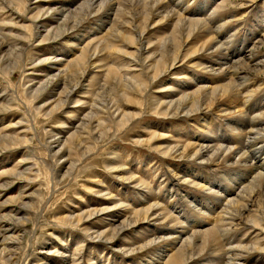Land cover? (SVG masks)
Returning <instances> with one entry per match:
<instances>
[{
    "label": "bare ground",
    "instance_id": "6f19581e",
    "mask_svg": "<svg viewBox=\"0 0 264 264\" xmlns=\"http://www.w3.org/2000/svg\"><path fill=\"white\" fill-rule=\"evenodd\" d=\"M227 1L228 0H210V2L202 1L204 4L201 6L198 5L196 9L193 7L192 11L195 13L188 15L190 12H188V10L191 9L188 4L189 0H179L176 1V4L173 2L177 9L168 6L170 4H168L169 2L167 3L166 0H0V11L4 12L6 16L9 15V20L5 21L3 19L0 23V73H6L9 76L11 71H13L11 66L17 64L21 60L24 52L30 44L32 46L33 43H28L29 38H36L35 41L38 45L46 42L54 43L55 40L61 38L68 41L70 46L75 47L74 49L70 48L71 55L69 58L63 59L64 61L62 63H56L59 61L58 57L55 58L50 56H37L32 60L33 66H39V64L44 63L54 64L56 67L62 66L57 68L54 73H46L44 79L36 80V78L33 77L29 78L27 73L24 74V93H26V98L30 99V101L36 100L37 97L60 87V90L57 93L53 92L55 94H52L53 96L56 95L53 99V103L47 104V102H45L34 109L36 111L35 116L41 115V117L50 118L56 110H59L62 107H67L71 102L74 103L72 107H79L83 104H87L88 107V111L76 125L73 134L68 135L64 140L61 139V132L56 131L54 133L53 130V132H49L50 129L44 130L48 137L45 136L47 137V141L42 143H44L43 146L48 160L42 159L41 161L33 162L36 157L31 153H28L26 159L22 158L18 163V165H22L24 161H30V165L27 166L26 170H18L19 166H16L15 168L7 169L9 170L8 174L1 171V174L4 175L6 179L0 184V187L6 189L13 185L26 186L28 181H35V179L39 177V170L38 168H35L37 167V163L48 166V171H50L48 182L49 184L50 182L52 183V192L55 191L54 186L57 184L55 176L59 172L58 167H60V163H67L60 179L74 180L81 171L88 167L86 159L90 157L93 150L96 149L101 141L103 143L109 141L108 137L110 136V133H113L112 135L116 136L117 132H120V130L126 128L132 123L135 116L125 111V108H123L124 105H127L128 103L130 104V102H141V100H132V93L140 92L141 95H146L149 86L158 81L162 83L166 82L165 88L173 90L170 86L171 84L168 86L167 80L163 82V76L165 74L167 75L168 72H172L178 66L183 65L187 59H191L193 56L197 57L200 52H214L216 53V57L218 55V60L220 59V62L218 60L206 64L198 63L197 61L189 62L194 64L193 66L197 68L200 67L201 70L208 72V75L211 77L199 80L198 84H196L197 87L192 90L189 89V91L186 90V92H184L185 89H188V87H191L192 85H187L184 89L181 87L183 90H179L182 93L177 96L171 97L169 95L170 97L168 96V99L164 100L155 97L153 98V101L150 102V105L155 115L163 117H177L195 114L207 115L204 113L211 109H215L216 113L224 112L228 115L226 120H228V125L230 123V131H232V137H227L229 140L232 138L233 142L231 140L229 145L224 142L218 143L220 139H215L217 138L216 135H208L210 131L208 134L196 135L195 139H191L187 143H184V141H182L183 143H180V140L177 139L179 141L175 140L176 142L173 146H168L170 145L169 143H167V145H162L159 141L164 139L165 136L157 134H151V137L148 140H143L145 143L149 144L148 146L153 151L162 153L163 157L168 156L171 159H185L188 162L195 160L196 166L200 168L199 173L201 177L196 178V170L198 169H196L195 166L187 170V179H184L183 182L180 183L177 177L175 182L180 183V185L183 183H189L196 186L201 185L200 188L205 189L208 193L205 192V196L203 197V201H201L199 208L195 207L196 205L192 204L191 201H188L191 207L194 208L195 212L193 215L191 214L181 217L184 222L188 221V225L182 227L184 225L183 220L178 221V225L181 226L179 230H174L176 235H171L169 237L163 236L162 238L161 236L160 238L156 236L157 238H152L148 241H143L142 243L139 242L136 246L133 244L134 246L128 249L130 252L135 251L136 249L140 250L157 242L159 245L155 248L157 253H155V255L153 254L156 258L154 261L155 264H190L191 260H195V258L202 254L204 255V252L207 250H209L208 252L214 255L211 256L215 257L217 260L215 255H220L218 252L223 249L225 253H223L224 255L222 254L223 256L221 259L219 258L220 261L219 259L218 261H215L213 258L212 261L210 258H207L206 264H245V257L248 255L249 250H245V252L240 251L241 247L235 245V247L232 246V240V245L224 246L225 243L223 244L221 238L223 235H231V233L235 231L236 228H233V224L236 226L240 222H247L253 224L252 226L255 227V249L262 251L264 246L260 243L264 240V206H259L255 212L251 211L250 208L256 201H260V197L264 198V109L255 113H247L245 110V105L247 103L245 104L244 96L246 94L249 96L252 95L254 89L251 86L255 85V83H252L254 80H251L250 78L251 71H264V59H253V53H245L247 50H244L243 47L239 49L240 55L243 54L241 57L235 59H229L228 56L230 55L226 56L220 51L222 41L219 39V34L221 33L219 32V29L221 26L224 27L227 24V19L224 20L226 16L222 17L220 20H215V18L212 19V17L217 13L216 8H220V6L223 7ZM172 6L174 5L172 4ZM207 7H209L210 10L208 9L206 11ZM196 11L200 12H197L198 14H196ZM82 12H87V14L92 15V17L95 18L94 22L96 24L93 22L94 25L99 28H89V30L86 29L81 33L82 36H85L88 32H91L92 34L90 35L100 37L94 44L90 41H86L80 46L77 35L72 34L75 27L81 26L79 25L80 23H78V18L73 17ZM29 13H31V15L27 18L26 15ZM24 18L28 19V26L32 28L31 37L29 35H23L22 33L21 22L24 23ZM153 22L164 23V25H167L169 28H166H168L167 30H169V33L164 34L162 38L156 39L155 41L147 39L146 36L151 31H149V28L151 25L153 27ZM215 23H217L216 26ZM211 24L214 25L211 26ZM5 28H8V32L4 31ZM13 28L16 30H11ZM126 29L128 32H125ZM262 34L263 36H260L259 39L257 38L259 46L264 44V31ZM126 38L130 39L132 42L131 45L129 42L127 43L124 41ZM258 44L253 43L252 46H257ZM119 46H122L124 51ZM114 55L118 58L115 62L119 61V58H121V60L128 59L126 65L129 66L130 63H132L135 68L140 66V74L138 73V76L127 75L128 71H132V66L131 68L124 69L128 70L125 71V73L122 68L120 70V68L117 67L118 64H116V69H112L113 67L110 65L108 66V62L109 60L114 62ZM141 55H144L142 59ZM219 63H221V65L217 66ZM121 65L119 64L120 67ZM126 65H124V67ZM94 68H103V71L106 72L104 80L100 83L101 80L99 81V79H95V82H93V76H91L88 83L90 81L93 83L83 86L82 83L90 69L92 70V73L95 72L93 74H98V69L95 71ZM143 72H146V74ZM54 87L56 88L54 89ZM79 88H83L84 90L82 91L90 95V102H84L83 99L77 98ZM160 88V92L164 91L162 87ZM241 93H243L242 98ZM240 98L243 99L244 102H242L243 100L239 102ZM72 99L73 101H70ZM14 104L15 101L12 96L8 98H6V95L0 97V113L13 108ZM50 104L52 105L48 110H43L44 107ZM67 113L69 114L70 112L68 111ZM232 115L234 116L232 117ZM35 116L32 120H36ZM180 118L181 117L178 119ZM209 119L210 118L206 116L196 119V127H201L202 129L204 127L205 130H210V128H208L211 124ZM31 123L32 121H29V118L23 114L17 121L9 122L6 123L5 126H2L0 128V152L14 147H24L23 144L30 140L27 134L30 127H32ZM22 125H25L26 127L20 132L13 131V133H8L7 131H2L3 129H11L14 128V126ZM200 130L201 129H199V131ZM32 132L34 133V131ZM195 133L196 132H194L193 135H195ZM73 137L75 138V144L70 140ZM213 139L216 140V143ZM171 140L172 139H170V143ZM113 157L114 155L112 158ZM257 158L261 160L258 161L259 159L257 160ZM205 163H231L234 165L230 166L233 171L225 172L223 175L226 177L224 179H226L227 183H230V185H228L230 187L227 188L226 184L221 185L222 182L219 180L221 183H219L218 188L211 189L209 183L211 180L206 176H203L204 174L201 170V167H203ZM226 174H228V176L234 174L238 175L234 178H227ZM120 177L125 179V176L123 175ZM126 179H130V177H126ZM195 179L198 180L194 181ZM205 185L207 187H205ZM37 192L38 191H35V194L26 196L30 200H34L33 204H36L38 207L36 212L37 215L32 220V228L26 233L27 237L24 236V230L18 229V226L20 225L17 224L29 220V218L21 216L22 214H25L26 210L32 205H27L24 201L23 203L20 200V198H22L21 191H19L17 196L7 197L5 201H0L1 264H11L12 262L17 264L16 262L20 259V256H22L21 259H24L26 256H29L33 250L36 241L34 230L38 229L41 224V218L39 219V217L42 215L41 209L45 202V199L42 198V196L40 201H36L37 199H35V195ZM172 195L173 194L170 196ZM186 196L179 197L188 198ZM179 197L177 198L178 201H180ZM18 198L19 200L16 204L13 203L11 207H8V204H12V202L17 201ZM175 206L176 205L173 203L171 207L172 209L170 208L169 213H165L161 209L162 206L157 203H149L146 201L143 204L141 203V208L139 207L135 210L129 209L128 211L132 212L131 216L122 220L118 219L119 221L114 223L109 222L102 229L92 231L94 235L92 233H87L92 239L104 240L111 245L114 244V247L117 250H127V248L125 249L124 247H121L122 244L120 243L121 240L126 239L124 234H126L127 229L132 227L135 228L136 225L151 220L163 219L166 221V219H168V221H170L168 217L171 216L170 214L173 212H176L174 209ZM107 209L109 208H97L94 210L92 208L91 210H85V212L82 211L73 215H65L62 220H64L67 225L73 226V228L74 226L78 228L80 226L88 225L86 223L90 221L91 217H99V215L103 214ZM178 212L179 211H177L176 214ZM121 216L123 215L121 214ZM117 217H119V215ZM173 217L175 216L173 215ZM176 221L177 220H175V222ZM83 230L85 234V229L83 228ZM88 231L91 232V230ZM220 231H222V233ZM23 237L25 238L26 245L22 248L20 242ZM141 238L144 237L141 236ZM128 241L131 243L130 240ZM82 242L81 244L83 246ZM126 242L127 241L124 243ZM254 243L252 242V246H254ZM81 244L79 246H81ZM129 246H131V244ZM59 255L63 257L61 252H59ZM65 261L67 262V260ZM154 262L151 263L154 264ZM33 264L47 263H41V261L38 260Z\"/></svg>",
    "mask_w": 264,
    "mask_h": 264
},
{
    "label": "rangeland",
    "instance_id": "374dc122",
    "mask_svg": "<svg viewBox=\"0 0 264 264\" xmlns=\"http://www.w3.org/2000/svg\"><path fill=\"white\" fill-rule=\"evenodd\" d=\"M51 1H54V0H51ZM166 1L167 3L169 2L168 4H170L168 6H170L173 9H177L175 4L177 3L176 1H179V0H170V1L166 0ZM202 1L210 2V0H191V1L189 0L188 4L190 5L191 9L188 10V12L190 11L188 15L195 13L194 11H192L193 10L192 8L194 7V9H196L198 5L201 6L202 4H204V2ZM172 4L174 6H172ZM208 9L209 7H207L206 11ZM216 9H217V13H215L214 15L215 17L213 16L212 19L215 18V20L216 19L220 20L224 16H226L224 20L227 19L226 20L227 24L224 27L221 26L219 29V32H221L219 34V39L222 41V46H220V49H221L220 51H222V53L225 54L226 56L230 55L228 56L229 59L230 58L235 59L237 57H241L243 53L240 55L239 49L243 47L244 50H247V52L245 53H248V52L253 53V59L263 60L264 59V44L259 46L257 40L259 39L260 36H263L262 33L264 31V0H228L223 7L220 6V8H216ZM197 12L199 13L200 11H196V14H198ZM3 13L4 12L0 11V23L3 19L5 21L9 20L8 19L9 15L6 16V14L5 13L3 14ZM30 15L31 13L26 15L27 18H29ZM27 18H24L25 20L24 23L21 22V29L23 30L22 32L23 35L25 34L26 36L29 35L31 37L32 28L28 26L29 21ZM73 18H78V23H80L79 25H81L80 27H75L72 31V34L77 35L80 46L83 45L84 42L86 41H90L92 44H94L100 38L94 35L93 36L90 35L92 34L91 32H88V34H86L85 36L81 35V33L86 29L87 30H89V28L99 29L96 27V25H94L95 18L92 17V15L87 14V12H82L80 14L75 15ZM152 24H153V27L151 25V27L149 28V31L150 30L151 31L147 34L146 36L147 39L149 40L151 39L155 41L156 39L162 38L164 34L169 33V30H167L169 27L167 25H164V23L153 22ZM216 24L217 23H215V26ZM212 25L214 24H211V26ZM153 28H156V29H153ZM5 29L4 31L8 32L7 31L8 28H5ZM11 30H16V29L13 28ZM125 32H128V30L126 29ZM35 40L36 38L34 39L29 38L28 43L29 44L33 43L34 45L32 44L31 46L30 44V46L24 52L21 60L17 64L11 66V69L13 70L10 73L11 75L9 74L8 76L6 73H0V97H4L6 95V98H8L12 96L13 100L15 101L14 106H16V107L13 106V108L10 107L11 109L9 110L7 109L4 112L0 113V120H1L0 128L2 126H5L6 123L17 121L23 114L29 118V121L30 120L32 121L31 123L32 127H30L29 129L30 131L28 130V134H27L30 140H28V142L23 144L24 147L22 146L14 147L12 149L3 150L2 152H0V177L2 176L1 177L2 179L0 178V184H2L3 181L6 179V177L2 175L1 173L3 172L5 174H8L9 170L7 169L15 168L16 166H19L18 170L19 169L26 170L27 166L30 165V161H24L22 165H18V163H19V160H22V158L26 159V155H28V153L29 154L31 153L32 155L36 157L33 162L41 161L42 159L48 160V158H46L47 157L46 151L43 146L44 143H42V142H46L47 137H48L47 133L44 132V130L50 129L49 132L53 130L54 133L56 131L61 132L62 133L61 139L64 140L65 137H67L70 134H73V132L75 131L76 125L80 122V119L83 118V115L86 114V112L88 111L87 104L80 105L79 107L78 106L72 107L74 103L71 102L67 107H62L59 110H56L53 113V115L50 116V118L41 117V115L35 116L36 111L34 109L42 105L45 102H47V104L53 103V99L56 95L53 96L52 94H55L53 92L57 93L60 90V87H58L57 89H55L56 87H54L55 90L53 91L50 90V92L48 91L49 93H45L44 95L37 97L36 100L30 101V99L26 98V95H25L26 93H24L25 92L24 87H23L24 86L23 83L25 81L24 74L27 73L29 78L33 77V78H36V80L44 79L46 73L48 74L54 73L56 72L57 68H60L62 66L56 67L54 66V64H50V63H46V64L44 63V64H39V66L38 65L33 66L32 60L37 56H41V57L50 56V57H55V58L58 57L59 61H57L56 63H62L64 61L63 59H67L71 55L70 54L71 49L75 48L73 46H70L69 45L70 43L68 41H66L65 39H61V38L58 40H55L54 41L55 44L53 42H46V43H42L41 45H38ZM124 41H126L127 43L129 42L130 45L132 44L129 38L124 39ZM253 43L258 44V45L257 46L253 45L254 46L253 48L252 46ZM119 47L124 51V48L122 46H119ZM143 56L144 55H141V59L143 58ZM215 57H216V53L214 52L213 53L200 52L197 55V57L193 56V58L187 59L186 60L187 62L185 61L183 65L178 66L172 72L171 71L168 72L167 75L165 74L163 76V79H164L163 82L167 80L168 86L171 84L170 86L173 88L174 91L168 90L165 88L166 82L162 83L158 81V82L152 83L149 86L148 93L146 95H141L140 92L132 93L131 94L132 100L134 101L141 100L142 102V104L141 102L140 103L130 102V104L128 103L127 105H124L123 107L125 108V111L135 116L134 119L132 120V123H130L126 128L120 130V132H117L116 134L118 136L116 134H115L116 136H113L112 135L113 133L112 134L110 133L109 134L110 136L108 137L109 141H105L104 143L101 141L100 142L101 144L99 143L96 149L93 150L90 157L86 159V163L88 167L84 169L83 171H81L77 175V177L74 178V180L60 179V177L62 176V173L65 170V167L67 166V163L66 164L60 163L59 165L60 167H58L59 172L55 176L57 179V184L54 186L55 191L52 192L51 191L52 183L50 182L49 184L48 182L49 175H50V171H48L49 170L48 166L37 163V167L35 168H38L39 170V177L36 178L35 181L33 182L28 181L26 186H20V185L14 186L13 185L6 189L4 187L2 188L0 187V201H5L7 197L17 196L19 191H21L22 198H20V200L22 202L24 201L25 204L27 205H30V206L32 205L30 208L26 210V213L22 214L21 216V217L29 218V220L24 223L17 224V225H20L18 226L19 227L18 229H22L25 231V234H24L25 237H27V234H26L27 231L31 230L32 228V220L36 217L37 215L36 212L38 210L37 205L33 204L34 200L33 201L30 200L26 196L35 194V191H38L37 192L38 195L37 194L35 195L36 196L35 199H37L36 201L38 200L40 201L41 196L42 198L45 199V202L41 209L42 215H40L39 217V219L41 218L40 219L41 224L38 227V229L34 230V233L36 234V241H35L33 250L31 251L30 255L26 256V258L24 259L23 258L21 259L22 256H20V259L16 262L17 264H24V263L33 264L37 262L38 260H40L41 263L44 262L47 264H61V263L71 264L75 262H77L78 264L79 263L80 264H95V263L96 264H148L149 262L150 264L151 262L153 263L155 261L156 258L154 255L155 253H157L155 248L159 246L157 242L152 243L148 245L147 247H144L140 250L136 249L135 251H131V252L129 251L128 248H131L134 245L135 246L138 245L139 242L142 243L143 241H146V240L148 241L152 238H157V237L160 238V236L162 238L163 236L169 237L171 235H176L175 231L179 230L181 226V225H178L177 222L183 220V218L181 217L188 216L191 214L193 215L195 212L194 208L191 207L188 201H191L192 204L196 205L195 207L199 208L201 205V201H203V197L205 196L204 195L205 192L206 193L208 192L205 191V189H201L200 188L201 185L196 186V185L189 184V183H186V184L183 183L180 185V183H182L184 179L188 178V174L186 173L187 170L196 166L195 160L188 162L185 159L184 160L183 159H171L168 156L163 157L162 153L153 151L148 146L149 144L145 143V141L143 140H148L151 137V134H157V135L166 137V138L164 137V139H161L159 141L162 145L163 144L167 145V143H169L170 145L168 146H171V145L173 146L176 141L180 140L179 141L180 143H183L182 141H184V143H187L189 140L195 139L196 135H204L206 133L208 134L209 131L210 133L208 135H216L217 138L215 139H218V140L220 139L218 143L224 142L227 145H229L231 140L233 142V139L231 138L229 140V138L227 137V136L232 137L231 135L232 131H230V128H231L230 123L228 125V120H226L228 118L227 117L228 115L225 114L224 112L216 113L215 109H211V110H208V112L204 113L207 115L195 114V115H187V116L184 115V116H177V117L176 116L163 117V116H158L154 114V112L151 109L150 102H152L153 98L155 97L159 99L161 98L164 100V99H168L169 95L171 97L177 96L180 93H182L181 91L185 87H187V85H192V86L188 87V89H185L184 92H186V90L189 91V89L192 90L193 88H196L197 87L196 84H198L199 80H203L204 78L211 77V76L208 75V72L201 70L200 67L197 68L193 66L194 64L189 63V62L197 61L198 63L206 64L209 62H214V60H218V55L216 58ZM113 60L115 62L116 60H118V58L115 57L113 58ZM125 60L126 59L121 60V58H119L120 62L117 61L118 63L117 62L114 63V62H111L112 60L111 61L109 60L108 66L110 65L111 67H113L112 69H116L118 67L120 68V70L121 68L122 70H124L126 68H131L132 66V71L124 70V73L125 71H128L127 75L138 76L140 74L139 73L140 66H137L135 68V66L132 65V63H130V65L128 66L126 65L128 62V59L126 61ZM218 61L220 62V59ZM116 64H118V66ZM119 64L121 65V67L119 66ZM124 65L126 66L124 67ZM219 65H221V63H219L217 66ZM96 69L98 68H94L95 71ZM98 70H97L98 74H93L95 72L92 73V70L90 69L88 74L85 76V79L82 85L87 86V84L95 82L94 81L95 79H99V81L101 80L100 81L101 83L105 78L106 72L103 71V68L98 69ZM143 73L146 74V72H143ZM91 76H93L92 77L93 82L90 81L88 83ZM250 78L251 80L252 79L254 80L252 81V83H255V85L251 86L254 89L252 91L253 92L251 95L252 97L249 96L248 94L244 96L245 104L247 103L245 105V110L247 113H255V112H259L264 109V71L258 72L256 70H253L251 71ZM172 83L175 85V87ZM160 87H162L164 91L160 92L159 91L161 89ZM82 90L84 89L83 88L78 89L79 92L77 91L78 92L77 98L83 99L84 102H88V101L90 102V99H91L89 97L90 95H88L86 92H83ZM1 94H3L4 96ZM242 94L243 93H241V98H242ZM241 98L239 99V102L243 100ZM73 99L70 101H73ZM242 102H244V100ZM51 105L52 104L44 107L43 110H48L51 107ZM68 111L70 112L69 114L67 113ZM34 116L36 120L35 119L32 120ZM202 116H206L210 118L209 120L211 121V124L208 127L210 128V130L208 129V131L205 130L204 127L203 129L201 127L199 128L196 127V124H195V121H197L196 119L201 118ZM233 116L234 115H232V117ZM179 117L181 118L178 119ZM25 127H26L25 125L14 126V128L3 129L2 131H7L8 133H13V131L20 132L22 129L24 130ZM199 129L201 130L199 131ZM32 131H34V133ZM194 132H196L195 135H193ZM170 139H172L171 143H170ZM215 139H213V141ZM70 140L72 143H74L75 138L73 137ZM214 142L216 143V140ZM214 142H211V143H214ZM111 155L112 156L114 155V157L112 158ZM258 159L259 158H257V160ZM260 160L261 159H259L258 161ZM230 166H234V165H232L231 163H219V164L205 163L204 166L201 167V170L203 171V174H204L203 176H206L212 181L211 182L209 180L211 189H217L219 183L221 182H222L221 185L226 184L227 188L230 187L228 186L230 185V183H227L226 179H224L226 177L223 176L225 172H229L232 170ZM195 168L198 169L196 170L197 172L196 178H200L201 177L199 173L200 168H198L197 166ZM122 175L125 176L124 177L125 179L120 177ZM226 175H227V178H232V177L234 178L238 174H234L232 176L229 175L230 177L228 176V174ZM126 177H130V179H126ZM176 178L180 181V183L175 182ZM197 180L198 179H195L194 181H197ZM206 185L205 187H207ZM171 194H173L174 197L173 195L170 196ZM175 194H178V195H175ZM177 196L178 197L186 196L188 198L179 197L180 201H178ZM18 200L19 198L17 199V201L12 202V204H8V207H11L13 203L16 204ZM146 201L149 203H157L158 205L162 206L161 209L165 213L166 212L169 213L170 208L172 207L174 203L176 205L174 208L175 211L176 212L179 211V212L177 214L176 212H173L172 214H170L172 216V217L171 216L168 217L170 221H168V219H166V221L163 219L153 220V221L151 220V221H147L144 223H140L139 225H136L135 228L134 227L129 228L130 230L127 229L126 234H124L126 239H123L120 242L122 244L121 247H124L125 249L127 248V250H117L114 247L115 246L114 244L111 245L110 243L104 240L92 239L91 237H89L90 235H88V233L93 234L92 231L97 230V229L98 230L102 229L109 222L114 223L116 221H119V220H122L124 218L131 216L132 212L128 210L129 209L135 210L141 206V203L143 204ZM259 206L261 207L264 206L263 197H260V201H256L253 204V206L250 208V210L255 212ZM92 208L93 210L97 208L98 209L99 208H109V209H107L108 212L105 211L103 214L99 215V217L98 216L91 217L90 221L86 223L88 225L80 226L78 228H76L75 226L73 228V226L67 225L66 222L62 220L65 215H73V214L80 213L82 211L85 212V210L86 211L91 210ZM119 210L121 213L119 212ZM121 214L123 216H121ZM118 215L119 217H117ZM173 215L175 217H173ZM175 220L177 221L175 222ZM185 225H188V221L184 222V225L182 227H184ZM252 225L253 224L247 223V222L245 223L240 222L236 226H234L233 224V228H236L235 231L231 233V235L230 234L223 235L221 239L223 240L222 241L223 244L224 243L226 244V245L224 244V246H229V245H232L233 243L232 246L235 245V246L241 247L240 251L245 252V250L247 251L249 250L248 255L245 257V260H246L245 264H264V249L262 251L259 249H255L256 247V244L254 243L255 242L254 241V236H255L254 228L255 227H253ZM83 228L85 229V234H84ZM88 230H91V232ZM172 231H173V234H172ZM220 232L222 233V231ZM263 235H264V231H263ZM141 236L146 239L141 238ZM128 240H130L131 243H129ZM135 240L138 243H136ZM231 240H232V243H231ZM123 241L124 242L127 241V242L124 243ZM25 242H26L25 238L23 237L20 242L21 243L20 246L22 248L26 245ZM76 242L77 244L78 243L81 244L82 242L83 246L82 244L81 246H79L80 244L77 245ZM252 242L254 243L253 244L254 246H252ZM128 244L129 245L131 244V246H129ZM260 244L264 246V240ZM208 251L209 250L205 251L206 253L204 252V255L203 254L200 255L199 257L195 258V260L194 259L191 260L190 264H192L193 262H194L193 264H200V263L206 264L207 258H210L213 261L215 257H213L214 255L210 254ZM59 252L63 254V257L59 255ZM218 253H220V255L219 254L215 255L217 258V260L215 259V261H218L219 258L221 259L222 256L224 255L223 253L225 252L222 249ZM74 255L78 259H76ZM64 259L67 260V262ZM11 264H14V262H12Z\"/></svg>",
    "mask_w": 264,
    "mask_h": 264
}]
</instances>
